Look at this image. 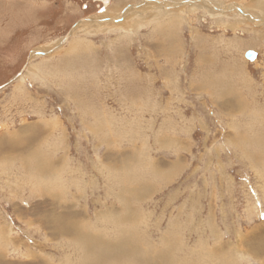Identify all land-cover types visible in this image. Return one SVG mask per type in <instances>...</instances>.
<instances>
[{"label":"rangeland","instance_id":"374dc122","mask_svg":"<svg viewBox=\"0 0 264 264\" xmlns=\"http://www.w3.org/2000/svg\"><path fill=\"white\" fill-rule=\"evenodd\" d=\"M109 3L0 0V264H264V0Z\"/></svg>","mask_w":264,"mask_h":264},{"label":"water","instance_id":"95a60500","mask_svg":"<svg viewBox=\"0 0 264 264\" xmlns=\"http://www.w3.org/2000/svg\"><path fill=\"white\" fill-rule=\"evenodd\" d=\"M110 0H103V6L102 8H100L99 13L103 12L107 6V2H109ZM257 57V52L254 51H249L247 53V58L251 61L255 60V58Z\"/></svg>","mask_w":264,"mask_h":264},{"label":"bare ground","instance_id":"6f19581e","mask_svg":"<svg viewBox=\"0 0 264 264\" xmlns=\"http://www.w3.org/2000/svg\"><path fill=\"white\" fill-rule=\"evenodd\" d=\"M102 2H103V0H101ZM106 1V0H105ZM109 2H107V6H106V8H105V10L107 9V7L109 6ZM105 10L103 11V13H105V14H108L109 12H108V9H107V11L105 12ZM245 14V13H244ZM105 15H103L102 17H104ZM96 20V19H95ZM109 25V24H108ZM101 26V25H100ZM100 26H98V27H100ZM76 32V31H75Z\"/></svg>","mask_w":264,"mask_h":264}]
</instances>
